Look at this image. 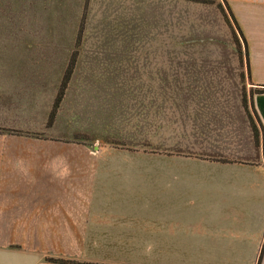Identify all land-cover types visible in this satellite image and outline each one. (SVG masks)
<instances>
[{"label": "crops", "instance_id": "0c3cea01", "mask_svg": "<svg viewBox=\"0 0 264 264\" xmlns=\"http://www.w3.org/2000/svg\"><path fill=\"white\" fill-rule=\"evenodd\" d=\"M195 1L178 0L192 9L176 15L151 2L109 6L101 23L121 30L102 45L124 47L121 67L138 68L142 49L145 63L160 64L145 77L144 103L135 86L120 110L130 118L106 136L128 145L49 138L0 150V264H257L261 253L264 264V93L248 104L262 127L257 143L238 74L228 82L195 69L209 26H226L219 0ZM224 1L247 44L246 93L264 90V0ZM82 11L88 26L89 2ZM175 60L184 68L173 74L163 65ZM141 127L137 148L124 130L135 138Z\"/></svg>", "mask_w": 264, "mask_h": 264}, {"label": "rangeland", "instance_id": "374dc122", "mask_svg": "<svg viewBox=\"0 0 264 264\" xmlns=\"http://www.w3.org/2000/svg\"><path fill=\"white\" fill-rule=\"evenodd\" d=\"M134 1L142 6L150 2L158 4V9L170 11L173 15L177 9L186 12L192 9V1L183 5L176 3L178 0H0V150H32L35 141L49 138L89 144L96 140H111L117 145H128L127 140L106 136L111 135L114 126L120 129L122 121L127 122L130 118L124 117L125 113L120 110L121 104L130 106L129 94L135 86L141 87L136 99L144 103V88L150 87V79L145 77L155 72L158 66L160 68V64L145 63L147 56L142 49L139 50L141 62L135 65L138 68L130 69L129 64L121 67L114 60L118 61L116 56L124 47L106 48L102 45L106 40L113 42V34L118 36L121 32L119 26H114V31H111L112 26H103L106 14H112L111 7L133 4ZM84 2H89L88 26H83L84 46L76 59L65 97L52 119L50 116L67 74L76 35L83 23ZM224 2L219 0L217 4L224 5ZM193 3L203 4L199 0ZM210 4L215 3L210 1ZM225 10L229 14L226 7ZM112 19L113 16L109 17V21ZM137 27L143 31L145 26ZM188 30H191L190 26H187ZM208 30L211 34L194 50L193 59L197 57L201 61L195 69L225 72L230 77L228 82H236L238 74L249 107L251 93L257 90L248 91L250 96L246 93L250 79L239 32L233 23L235 39L242 50V58L236 53L237 59L232 51L235 39L231 30L227 26H209ZM144 42L140 46H145ZM180 64L179 70H183L184 63L176 60L163 67H169L168 70L175 74ZM253 120L261 133V125L255 117ZM131 126L129 130L135 131L134 125ZM129 130H124L126 136L123 137L130 144H138L137 148H144L143 127L135 138H127ZM156 187L160 190V184ZM152 189L153 197H159L156 188L153 186Z\"/></svg>", "mask_w": 264, "mask_h": 264}, {"label": "trees", "instance_id": "16d2710c", "mask_svg": "<svg viewBox=\"0 0 264 264\" xmlns=\"http://www.w3.org/2000/svg\"><path fill=\"white\" fill-rule=\"evenodd\" d=\"M224 6L227 8L229 14H227V11L225 10ZM217 9L219 10V12H220V14H221L226 26L231 30L232 34L234 35L233 36V40L235 39V34H234V30H233V23H234L236 30L239 32V35L241 36L242 43H243V50H244V58H245V60H247L248 59V50H247L246 41H245V39H244L239 27L236 25L233 17L231 16V13L229 12V9H228L226 3L224 2V5L218 4L217 5ZM229 16H230V19H231V21L233 23L230 22ZM84 30L85 29L83 28V26H80L79 31L77 32L74 51L72 52V54L70 56V59H69V62H68V66H67V74H66L65 78H63V81L61 83V87L59 89V94H58V97H57L56 102H55L54 109H53L52 114L50 116V117H52V119L54 118V115L56 114V111H57V108H58L59 104L63 101V98L65 97V94H66V92L68 90V86H69V84H70V82L72 80V73H73V69L76 66V59L79 56V51H80V49L82 47V40L84 38V35H83L84 34ZM234 50L242 58V55H241L242 54V50H241V47H240V44H239L238 40H236V39H235V42H234ZM248 71H249V69H248ZM248 77L250 79L249 72H248ZM256 92L257 93H264V90H260V91H256ZM251 95H252V93H251ZM242 103H243L244 109L246 110V112L248 114V119H249V122H250V126L252 128L255 140L258 143L259 142L260 133H259V130L257 128V125H256L255 121L253 120V117L251 116V114L248 111L245 90L242 91ZM261 257H262V253L259 256L257 264H260ZM49 261L52 262V263H57V264H77V263H74V262H64V261H60V260H49Z\"/></svg>", "mask_w": 264, "mask_h": 264}]
</instances>
